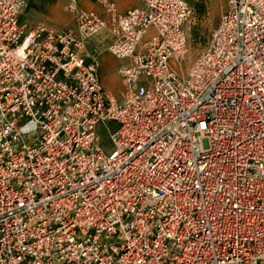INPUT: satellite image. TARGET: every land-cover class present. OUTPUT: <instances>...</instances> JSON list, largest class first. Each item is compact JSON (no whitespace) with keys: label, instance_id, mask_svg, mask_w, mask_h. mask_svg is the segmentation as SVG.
I'll list each match as a JSON object with an SVG mask.
<instances>
[{"label":"built area","instance_id":"2783aa9c","mask_svg":"<svg viewBox=\"0 0 264 264\" xmlns=\"http://www.w3.org/2000/svg\"><path fill=\"white\" fill-rule=\"evenodd\" d=\"M143 1L0 0V264H264V0H223L186 71L195 7Z\"/></svg>","mask_w":264,"mask_h":264},{"label":"rangeland","instance_id":"374dc122","mask_svg":"<svg viewBox=\"0 0 264 264\" xmlns=\"http://www.w3.org/2000/svg\"><path fill=\"white\" fill-rule=\"evenodd\" d=\"M67 0H29V5L26 11L22 14V18L29 24L35 25L40 22H48L56 24L57 26H70L74 24V18L71 12L64 8ZM196 9V16L194 21L190 23L187 28L189 50L181 65V69L186 71L192 62L196 59L198 54L206 45L212 29L216 26L219 15L223 6V0H188ZM94 0H83V4H90ZM94 44L99 41L93 40ZM106 45V41L101 43V46ZM105 53H110L106 51ZM111 54V53H110ZM118 60L113 54L106 60V63H113ZM113 85V77L109 79ZM116 87L119 83L114 84ZM115 87V88H116ZM114 125L112 121L108 123ZM101 136L104 140L109 137L108 130L101 125Z\"/></svg>","mask_w":264,"mask_h":264},{"label":"crops","instance_id":"0c3cea01","mask_svg":"<svg viewBox=\"0 0 264 264\" xmlns=\"http://www.w3.org/2000/svg\"><path fill=\"white\" fill-rule=\"evenodd\" d=\"M115 1L117 2L119 9L121 11H126L132 7H136V6H140L144 4L143 0H115ZM94 5H95L94 2H90V4H86V3L84 4V6L86 7H92ZM58 27H65V26H58ZM110 56H111L110 53L109 54L104 53L103 60H102V66H101V73L103 76V82H104L106 89L110 92H117L122 86V80L118 72L120 60H115L113 63H106L105 61L108 60ZM111 76L113 77V85H111L109 82V79L111 78ZM116 82L117 83L120 82V85L118 87L114 85Z\"/></svg>","mask_w":264,"mask_h":264}]
</instances>
